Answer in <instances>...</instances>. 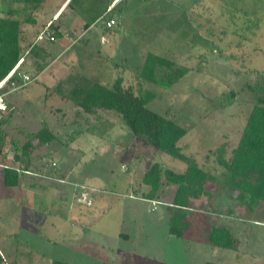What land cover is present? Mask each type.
I'll return each instance as SVG.
<instances>
[{
    "label": "rangeland",
    "instance_id": "1",
    "mask_svg": "<svg viewBox=\"0 0 264 264\" xmlns=\"http://www.w3.org/2000/svg\"><path fill=\"white\" fill-rule=\"evenodd\" d=\"M62 1L47 0L42 9L53 10ZM111 2L74 0L66 13L74 10L91 22ZM113 2L100 21L114 18L117 23L102 42L99 24L74 40L62 57L49 58L41 75L27 55L20 71L28 70L36 80L5 98L3 116L10 119L1 125L6 134L2 164L18 170L20 183L5 186L0 169V264L218 263L219 254L231 256L233 251L206 244L211 226L228 228L242 241L239 256L224 264L263 256L264 228L253 221L264 223V203L247 213L239 206L238 193L222 185L215 191L209 184L213 196L207 200L201 192L197 202L215 213L189 214L195 239H169L173 209L168 205L176 186L162 178L156 205L139 200L146 187L137 194L132 188L154 163L177 174L184 163L133 138L116 113L84 112L68 100V92L81 78L108 86L121 78L122 86L135 94L140 89L153 93L147 107L188 129L178 142L182 154L222 179L225 170L217 154L229 157L257 98L250 89L264 79V0ZM17 7L21 9L0 0V15ZM25 28L27 35L37 30ZM147 52L169 58L186 75L167 89L142 82L137 75ZM231 92L235 96L228 106ZM45 127L53 140L42 145L34 135ZM148 203L156 211L147 217ZM85 223L90 225L82 229Z\"/></svg>",
    "mask_w": 264,
    "mask_h": 264
},
{
    "label": "trees",
    "instance_id": "2",
    "mask_svg": "<svg viewBox=\"0 0 264 264\" xmlns=\"http://www.w3.org/2000/svg\"><path fill=\"white\" fill-rule=\"evenodd\" d=\"M2 1L18 4L21 9L19 7L9 8L8 11L0 15V82L18 65L21 59H23L20 64V69H22L23 64L26 63L25 56L28 52L35 62L31 65L35 64L36 72L40 73L46 66L47 60L58 55L60 48H58L56 40L61 39L62 34L58 26L50 24L36 30L30 40L27 33L22 30V25L33 26L35 20L31 16L32 11L47 0ZM73 1L70 0L69 4ZM24 12H27L25 17L22 16ZM88 26L90 24L86 27ZM39 36H42V39L38 40ZM50 38L53 41H50ZM23 41L26 42L24 46L22 45ZM31 42H34V47H31ZM185 75L186 70L177 68L169 58L147 52L138 69L137 78L161 89H167ZM250 91L256 94L257 98L245 119V125L240 132L238 142L231 149L228 158L221 151L217 154V162L225 170L222 179L202 170L191 157L182 154L178 142L188 133V129L147 107L148 103L155 99L153 93L140 89L135 94L132 89L122 86L121 78H117L110 86L81 78L68 92V100L86 113H93L99 109L116 113L133 138L140 139L151 147L184 163L185 169L180 174L168 169L164 170L158 163H154L143 174L140 185L137 188H132V192L137 194L140 193L138 191L141 190V187H146L147 192L142 191L139 198L158 201L162 178L168 185L176 186L170 203L173 214L169 220L168 233L175 238L184 239L190 235L193 227L188 216L190 209L194 213L198 211L205 214L206 212L215 213L214 210H206L201 204L197 205L201 192V195L209 200L219 189V185H222L231 192L238 193L239 206L246 209L247 213L252 212L260 203H264V79L259 87H252ZM229 95L226 98L228 106L233 103L235 93L231 92ZM9 119L10 116H6L1 121V125ZM34 137L42 145L53 140L52 133L46 127L37 132ZM5 139L6 134L0 127V164L6 157ZM27 146L29 148L31 143ZM18 151L22 152L21 149ZM14 165H20L18 156L14 158ZM0 169H2L5 186L16 187L19 185L18 170L9 167ZM26 171H28L27 168L21 172ZM31 172H33L32 174L37 173V171ZM209 184L215 185L214 192L207 191L206 187ZM206 243L212 248L232 251H236L239 246L238 238L233 236L229 229L220 226L209 227ZM0 262H2L1 257ZM52 264L71 263L55 261Z\"/></svg>",
    "mask_w": 264,
    "mask_h": 264
},
{
    "label": "crops",
    "instance_id": "3",
    "mask_svg": "<svg viewBox=\"0 0 264 264\" xmlns=\"http://www.w3.org/2000/svg\"><path fill=\"white\" fill-rule=\"evenodd\" d=\"M69 1L70 0H63L60 4L57 5L56 8H54L53 10L51 9L50 11H47V12L43 11V9H42L43 6L41 5L39 8L35 9L31 13L32 18L35 20V24L33 26H36L37 30L38 29H42V28H44L46 26H49L50 24H53L54 26H58L59 27V30H60V32L62 34V38L59 39V40H56L57 41L56 44L58 45V48H60L59 49V53H58L59 57L60 56L62 57L65 52L67 53L69 50H71L75 46L76 42H74V40H79L80 36L85 34V32L86 33L91 32L92 30H94L97 27V25L101 24V28H100V31L98 33V35H100V41L101 42L104 40L106 33L107 32H111V30L114 28L113 27L112 29H107L104 26V22L100 21V18L106 13L107 9L112 7V5L114 3L113 0H112L113 3L111 2L108 5V7L99 16L94 18V20H92L91 22H87L83 17L79 16V14L76 13L74 10H70V12L66 13L67 12V8L70 6ZM67 18H70V19H67ZM38 23H39V25L41 23V25L38 26ZM116 23H117V21H116ZM88 24H90V26L86 27ZM27 25L28 24H23L22 25V30H24L25 32L28 30V29L25 28V26H27ZM31 34H32V32L29 33V35H27L28 38H30ZM27 55H29V52L26 54V56ZM26 56H25V61H26ZM33 63H35L34 60L32 62H29L30 65L33 64ZM43 71L40 72L38 75H41L43 73ZM26 73H28V70H27ZM80 196L81 195H79L77 197L80 198ZM82 198H84V196H82ZM135 199L138 200L139 198H135ZM139 200H141L142 202H148V200H143L141 198ZM169 205H168V207L170 208L171 206H169ZM155 209L151 208V206L149 204V207H148L147 211L145 212L146 216L148 217L149 215H151L152 212H155L156 211ZM193 213H194L193 210L190 209L188 211V216H189V214H193ZM195 214L198 215V216H204L205 213L198 211ZM61 218H62V216H61ZM241 221H247V220L242 219ZM253 222L258 224L259 226H261V228H264V223L263 222H257V221H253ZM88 225H90V224L89 223H85V224H81L80 227L83 229V228L88 227ZM192 232H193V227H192V231H191L190 235L187 238H184V240L188 241V239H190V238L195 239V235ZM207 232H206L205 242L207 240ZM167 234L169 235L168 228H167ZM102 236H105V235H102ZM169 236H170L169 239L175 238V237H173L171 235H169ZM233 236H235V235L233 234ZM121 237L126 239V240H128V238H129V236L127 234H121ZM176 239H178V238H176ZM238 240H239V246H238V249L236 251H233V255L224 256L223 254L222 255L219 254V256L217 255L218 256L217 257L218 263L205 262L204 264H206V263H213V264H219L220 263V264H224L225 261H229L230 257H233L235 259V257L239 256V254H240L239 253L240 252L239 248L241 247V244H242V241L239 238H238ZM189 241L191 242V240H189ZM244 243H246V241H244ZM222 250H225V249H222ZM230 251H232V250H230ZM246 253L248 254L249 252H246ZM261 253L263 254V256H258L257 255V256L250 257V255H249L248 256L249 258L246 261L247 263H245V264H264V253L262 251H261ZM255 257L257 258V260H256ZM100 264H109V263H100Z\"/></svg>",
    "mask_w": 264,
    "mask_h": 264
},
{
    "label": "built area",
    "instance_id": "4",
    "mask_svg": "<svg viewBox=\"0 0 264 264\" xmlns=\"http://www.w3.org/2000/svg\"><path fill=\"white\" fill-rule=\"evenodd\" d=\"M110 11H111V7L107 9L106 13L100 18V20L106 15H108ZM115 25H116V20L113 18H109L104 21V26L107 29H112ZM40 39H42V36L38 37V40ZM50 41H53V39L50 38ZM22 60L23 59H21L18 62V65L14 67L9 72V74L0 82V127H1V121L5 118L3 116V113H5L8 110V107L5 104V98L12 92L27 87L28 85L33 83L36 79L31 77L29 74L20 71V64L22 63ZM15 79H17L18 81H16ZM0 168H6V166L0 164ZM148 202L155 205L156 203H159L154 201H148Z\"/></svg>",
    "mask_w": 264,
    "mask_h": 264
}]
</instances>
